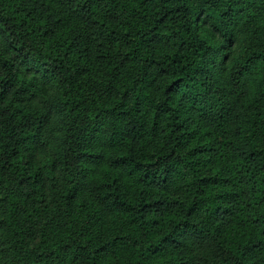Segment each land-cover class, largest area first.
<instances>
[{"label": "trees", "instance_id": "16d2710c", "mask_svg": "<svg viewBox=\"0 0 264 264\" xmlns=\"http://www.w3.org/2000/svg\"><path fill=\"white\" fill-rule=\"evenodd\" d=\"M259 1L0 0V264H264Z\"/></svg>", "mask_w": 264, "mask_h": 264}, {"label": "rangeland", "instance_id": "374dc122", "mask_svg": "<svg viewBox=\"0 0 264 264\" xmlns=\"http://www.w3.org/2000/svg\"><path fill=\"white\" fill-rule=\"evenodd\" d=\"M201 2H202V0H189V3H190L192 10H193V13L195 14L194 17H195L196 24H197V30H198L200 36L207 39L208 42H211V43L216 44V45L217 44L221 45L222 44L221 39L218 36L213 37L211 32L209 31V29H210L209 27H204V26L201 27V24H200V19L202 16L201 15ZM257 8L259 11V13H257V14L261 15L263 10H264V2L259 1L257 3ZM245 38H246L245 32H240L237 35L236 43H235L233 49L231 51H229V53H228L226 66L224 67V69L221 72L214 74L216 79L220 83H223L226 81V79H227V68L230 65L229 60L234 59V57L236 55H238V53L240 52L241 47L244 43ZM237 90L243 91V99L247 103L254 101L257 97V86L255 85L254 81L250 82V79L243 80V82L241 83L240 87ZM52 99H53V95H51V94L49 95V92H47V91L40 90L39 93H36L32 96V100L30 101V104H31V106L35 107L36 109H39V108H42L43 106H46Z\"/></svg>", "mask_w": 264, "mask_h": 264}]
</instances>
